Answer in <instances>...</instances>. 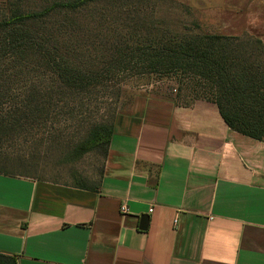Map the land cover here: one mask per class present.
Masks as SVG:
<instances>
[{
	"label": "crops",
	"instance_id": "0c3cea01",
	"mask_svg": "<svg viewBox=\"0 0 264 264\" xmlns=\"http://www.w3.org/2000/svg\"><path fill=\"white\" fill-rule=\"evenodd\" d=\"M196 2L200 23L264 42V0ZM90 187L0 172V254L16 264H264V141L232 130L212 101L133 96Z\"/></svg>",
	"mask_w": 264,
	"mask_h": 264
},
{
	"label": "rangeland",
	"instance_id": "374dc122",
	"mask_svg": "<svg viewBox=\"0 0 264 264\" xmlns=\"http://www.w3.org/2000/svg\"><path fill=\"white\" fill-rule=\"evenodd\" d=\"M64 1L0 0V22L15 11H38ZM191 3L96 0L0 25V118L8 119L14 108L25 116L14 131H0V170L62 183H73L75 172L94 185L103 160L100 150L62 161L93 125L111 122L133 96L145 92L167 93L183 103L213 96L211 85L188 70L162 74L146 69L147 54L169 41L221 33L209 21L200 23L201 10ZM238 37L249 45L246 34ZM260 55L264 60V49ZM67 66L73 79L63 91L56 72L65 76ZM30 90L44 102L42 113L31 111L25 99Z\"/></svg>",
	"mask_w": 264,
	"mask_h": 264
},
{
	"label": "trees",
	"instance_id": "16d2710c",
	"mask_svg": "<svg viewBox=\"0 0 264 264\" xmlns=\"http://www.w3.org/2000/svg\"><path fill=\"white\" fill-rule=\"evenodd\" d=\"M89 1L96 0H67L54 2L38 11L25 13L15 11L6 21L0 22V25L15 24L29 18L44 16L55 7L73 10ZM195 26L198 27V24L195 23ZM246 35L249 45H244L238 35L213 32L169 41L167 46L163 44L159 49L147 54L146 69L150 73L162 74L188 70L203 78L211 85L213 96L192 100L205 99L214 102L221 117L232 130L264 141V60L260 55L264 49V42L254 36ZM63 68L67 71L66 75L56 72L58 80L55 82L59 89L64 91L69 87L73 75H68L70 72L68 66ZM26 92L28 98L25 99L30 101L31 111L42 113L44 102L40 99L35 100L36 94L32 90ZM31 97H34L33 100ZM19 112L18 108H14L9 111L8 119L0 118V131L8 127L14 131L25 117ZM113 119L111 122L93 125L85 138L64 153L62 161L74 162L93 150H100L104 158L113 132ZM0 172L12 174L6 170ZM71 175L74 186L91 188L80 174L73 172ZM0 264H16L15 257L0 254Z\"/></svg>",
	"mask_w": 264,
	"mask_h": 264
},
{
	"label": "water",
	"instance_id": "95a60500",
	"mask_svg": "<svg viewBox=\"0 0 264 264\" xmlns=\"http://www.w3.org/2000/svg\"><path fill=\"white\" fill-rule=\"evenodd\" d=\"M148 220H149V216L148 215H142L140 217V221H139V228L140 229H146L147 224H148Z\"/></svg>",
	"mask_w": 264,
	"mask_h": 264
},
{
	"label": "built area",
	"instance_id": "2783aa9c",
	"mask_svg": "<svg viewBox=\"0 0 264 264\" xmlns=\"http://www.w3.org/2000/svg\"><path fill=\"white\" fill-rule=\"evenodd\" d=\"M120 209H121L122 212H126L127 211V208H126L125 205H121Z\"/></svg>",
	"mask_w": 264,
	"mask_h": 264
}]
</instances>
